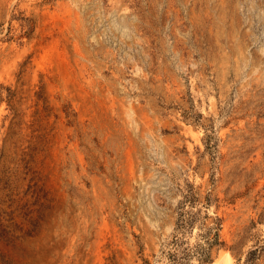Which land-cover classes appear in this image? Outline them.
Returning a JSON list of instances; mask_svg holds the SVG:
<instances>
[{
    "label": "rangeland",
    "instance_id": "obj_1",
    "mask_svg": "<svg viewBox=\"0 0 264 264\" xmlns=\"http://www.w3.org/2000/svg\"><path fill=\"white\" fill-rule=\"evenodd\" d=\"M0 264H264V0H0Z\"/></svg>",
    "mask_w": 264,
    "mask_h": 264
},
{
    "label": "trees",
    "instance_id": "obj_2",
    "mask_svg": "<svg viewBox=\"0 0 264 264\" xmlns=\"http://www.w3.org/2000/svg\"><path fill=\"white\" fill-rule=\"evenodd\" d=\"M214 240H216V239H214Z\"/></svg>",
    "mask_w": 264,
    "mask_h": 264
},
{
    "label": "bare ground",
    "instance_id": "obj_3",
    "mask_svg": "<svg viewBox=\"0 0 264 264\" xmlns=\"http://www.w3.org/2000/svg\"><path fill=\"white\" fill-rule=\"evenodd\" d=\"M239 47V46H238Z\"/></svg>",
    "mask_w": 264,
    "mask_h": 264
}]
</instances>
